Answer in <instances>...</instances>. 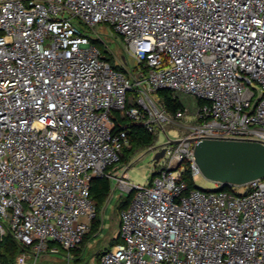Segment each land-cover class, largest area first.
I'll list each match as a JSON object with an SVG mask.
<instances>
[{"label": "built area", "instance_id": "built-area-1", "mask_svg": "<svg viewBox=\"0 0 264 264\" xmlns=\"http://www.w3.org/2000/svg\"><path fill=\"white\" fill-rule=\"evenodd\" d=\"M97 26L121 37L119 68ZM127 55L143 85L131 106ZM160 89L198 107L166 164L136 184L115 169L129 140L113 113L158 135L189 112H168L149 94ZM206 138L264 143V0H0V239L20 247L16 264L62 251L76 262L103 176L132 196L97 264H264V176L190 187Z\"/></svg>", "mask_w": 264, "mask_h": 264}, {"label": "rangeland", "instance_id": "rangeland-1", "mask_svg": "<svg viewBox=\"0 0 264 264\" xmlns=\"http://www.w3.org/2000/svg\"><path fill=\"white\" fill-rule=\"evenodd\" d=\"M97 30L102 33V37L104 38L105 42L115 53V56L111 53H107V57L109 58L110 62L113 64L117 63L123 65L122 61L124 60L125 49L123 47V41L121 37L114 32L112 33V31L105 26H97ZM99 45L103 49L107 48L103 42H100ZM126 61L128 64L126 65L125 69L133 83L128 96L131 102H135L140 94V88L143 87L142 84L138 83L139 77L137 76V71L139 66H137L136 61L128 55L126 56ZM175 93L179 98L182 99L185 106L189 108V112L186 115L177 116L176 119L172 121L164 122V129H162V131L158 133L156 141L152 145L134 148V150L128 155L125 161H120V163L115 166L116 170L122 168L119 174H121L122 171L125 170L127 172L128 180L133 183L145 184L149 182V180H151L153 176L152 173L153 171H155L157 165H165L170 155L168 152L158 163L155 164L152 158L154 153L160 151L167 141L177 139L178 137L182 136L184 131L186 130V122L194 120L195 112L199 103L198 99L194 95L187 94L181 91H176ZM149 94L154 95L156 99L160 100L158 92ZM129 145L130 143L127 147H129ZM124 152L125 149L123 148L121 151V155ZM195 182L199 187H202L204 189H215L216 187H218L217 183L207 179L203 176L202 173H199L195 177ZM238 189L243 190L242 187H238ZM114 190L115 191L113 196L110 197V202L107 204L106 200H104L99 207L98 214L103 216V225L100 224L98 232L93 234L85 244V249L82 253L83 255L81 256L82 259L80 261L73 262L72 264H97L100 253L102 251H105L113 241H117L118 225L121 214L118 206L121 200L125 198L127 193L124 192V194L120 196L121 189L116 188ZM64 257V251H62L61 253L56 254L55 258L49 257L45 261L46 264H66V260Z\"/></svg>", "mask_w": 264, "mask_h": 264}, {"label": "water", "instance_id": "water-1", "mask_svg": "<svg viewBox=\"0 0 264 264\" xmlns=\"http://www.w3.org/2000/svg\"><path fill=\"white\" fill-rule=\"evenodd\" d=\"M178 140L167 141L154 153V163L164 157L168 145ZM194 155L203 176L218 184L214 190L264 176V143L258 140L206 138L195 144Z\"/></svg>", "mask_w": 264, "mask_h": 264}, {"label": "trees", "instance_id": "trees-1", "mask_svg": "<svg viewBox=\"0 0 264 264\" xmlns=\"http://www.w3.org/2000/svg\"><path fill=\"white\" fill-rule=\"evenodd\" d=\"M116 67H120L119 64H114ZM162 103L164 104L165 108L173 114L174 116L183 111L185 104L181 98L171 89H160L157 91ZM128 105H136L135 102H128ZM114 119V130H125L127 133V137L129 140V147H124L125 152L120 155V161H125L128 155L134 150V148L141 147V146H150L156 141L157 135L151 133L145 125L132 121L127 116L123 115L121 111H115L113 113ZM157 171H153L152 175L155 176ZM152 176V177H153ZM187 180L190 187L197 186L196 182L193 180L191 175L187 174ZM228 186V185H227ZM225 186V187H227ZM112 187V182L109 177H96L92 180L91 183V195L97 202V214L96 217L93 219L91 230L86 234L84 237L83 243L79 249L74 251L76 261H80L82 259L81 255L84 252L85 244L91 238V236L98 232L101 224V220L99 218V207L101 203L105 200L108 196ZM132 194H128L121 200L119 203V211H122L129 203ZM117 241H113L111 245L108 247L110 248L112 245L116 244ZM107 248V249H108ZM20 251V247L18 244L11 238L10 235H6L0 239V264H16V256ZM103 252V251H102ZM101 252V253H102ZM100 253V255H101ZM99 255V256H100Z\"/></svg>", "mask_w": 264, "mask_h": 264}, {"label": "crops", "instance_id": "crops-1", "mask_svg": "<svg viewBox=\"0 0 264 264\" xmlns=\"http://www.w3.org/2000/svg\"><path fill=\"white\" fill-rule=\"evenodd\" d=\"M120 170H118V172H119ZM111 182H112V187H111V190H110V192H109V194H108V196L105 198V200H106V203L108 204L109 202H110V200H111V198L110 197H112L113 196V194H114V191H113V193H112V189H113V187H114V180H112L111 179ZM120 196H122V195H120ZM106 204V205H107ZM120 221V220H119ZM118 229H119V225H118Z\"/></svg>", "mask_w": 264, "mask_h": 264}]
</instances>
